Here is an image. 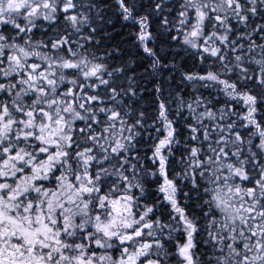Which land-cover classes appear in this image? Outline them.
Here are the masks:
<instances>
[{"label": "snow or ice", "instance_id": "6c2138e0", "mask_svg": "<svg viewBox=\"0 0 264 264\" xmlns=\"http://www.w3.org/2000/svg\"><path fill=\"white\" fill-rule=\"evenodd\" d=\"M0 264H264V0H0Z\"/></svg>", "mask_w": 264, "mask_h": 264}]
</instances>
